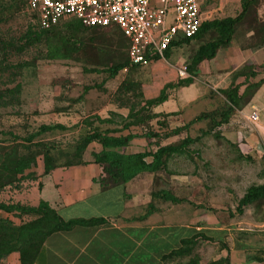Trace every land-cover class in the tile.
Instances as JSON below:
<instances>
[{
    "label": "rangeland",
    "instance_id": "rangeland-1",
    "mask_svg": "<svg viewBox=\"0 0 264 264\" xmlns=\"http://www.w3.org/2000/svg\"><path fill=\"white\" fill-rule=\"evenodd\" d=\"M241 1L213 0L211 3H204L201 10L202 20L234 18L241 11ZM262 21L264 0H252V4L236 24L229 45L219 48L214 59L192 64L196 48L214 36L210 33L187 44L172 47L167 57L154 58L145 68H131L127 65L125 70L119 71L112 78L107 69L114 63L125 60L124 48L120 45L113 47V43L118 44L123 40L116 30L99 29L87 32L73 27L70 29V20L66 19L51 28L47 36L41 35L38 41H18L26 26L30 25L38 32L36 23L23 6V0H16L14 4L9 0H0V39L6 42L13 40L17 43L16 46H26L23 51L13 52L12 55L7 53L9 56L5 60L2 59L4 53L0 50V66L14 67L0 74V88L13 92L9 104L0 108V144L14 142L20 145L27 137L35 136L34 140L52 143L54 147L62 150L60 152H64L58 162H69L74 160L71 156L74 143L84 134L83 130H91L97 125L91 119L92 116L100 118V115H97L100 114L99 111L101 116L105 115V118L111 120V123L100 129H114L117 126L119 128V118L110 116L106 108L115 107L114 92L121 82L125 81L127 86L132 85L125 93L121 92L123 96L128 97L130 105L136 102L139 105L163 92L165 102L149 110V113L156 114V117L144 120L141 126L130 127L129 131L134 133L133 138L136 139L129 150L153 152L157 146L178 143L186 137L198 140L186 146L187 151L181 155L169 157L165 161L164 169L152 174L150 191L157 194L165 192L173 201L165 200L164 197V200L149 199L148 214L158 212V220L163 221L165 217L173 216L188 207L190 201L201 206H210L212 203L216 210L221 206H230L231 210L235 209V213L241 214L247 206L238 211V201L249 188L257 187L259 183L263 186L264 174L251 155L242 154L237 148L243 142L240 130L247 129L237 118V108L228 116L226 123L214 124L219 122L218 113L223 108L224 96L220 92L230 86H240L235 83L240 75L244 77L243 74H256L264 68V64L256 65L252 61L241 63L226 59L227 61L222 62V59L226 58L225 49L235 52L238 49L245 50L248 53L264 50V44H260L263 34L256 30L257 24ZM227 65L228 69H224ZM188 68H191V72H188ZM178 70H183L187 77H179ZM227 72L230 73L226 79ZM209 73L210 76L216 73L215 83L205 77ZM188 78L191 80V86L178 85ZM227 82L228 86L221 89ZM202 115L205 116L204 119L192 121ZM86 121L93 125L86 127ZM57 125L65 129L59 130L55 127ZM41 126L50 129L41 133ZM175 128H180L177 135L165 140L160 137L158 140H151L150 146L146 145L147 140L141 139L144 131L157 130L159 136H162L164 132L168 133ZM232 132L233 138L230 137ZM96 146L98 148V145ZM146 160L149 161V158ZM41 167V156H38L34 160V166L30 171L24 172L20 181L0 191V204L7 209L14 208L8 212L0 210V220L17 227L36 218L32 213H20L15 208L28 210L38 206L37 175L41 172ZM103 178L105 175H102ZM134 189L132 183L126 185L125 191L133 193ZM262 200L264 197L257 201ZM133 202L137 208L131 210L141 213L138 207L141 205V195H136ZM142 211L145 214L147 209L144 207ZM218 251L211 244L195 241L191 242L182 254H174L165 262L226 264L217 259L214 261Z\"/></svg>",
    "mask_w": 264,
    "mask_h": 264
},
{
    "label": "crops",
    "instance_id": "crops-1",
    "mask_svg": "<svg viewBox=\"0 0 264 264\" xmlns=\"http://www.w3.org/2000/svg\"><path fill=\"white\" fill-rule=\"evenodd\" d=\"M202 5L204 1L201 2V10ZM238 50L225 49L226 58L222 62L233 59L241 63L252 61L256 65L264 64V50L252 53ZM229 73H226V79ZM214 75L210 76L209 73L205 77L215 83L217 80ZM241 76L235 81L241 86L237 85L238 96L242 95L249 84L258 86L243 98L236 109L239 122L247 128L240 130L243 142L236 147L242 154L251 155L264 174V68L253 76ZM228 84L221 89H225ZM106 109L121 117L127 114L125 109ZM99 113L97 115H100V119H106L105 115L101 116V111ZM251 113L255 115L254 121L248 119ZM115 129H119L118 126ZM129 129L110 133V136H134ZM155 133L159 134L157 130ZM230 137H234L233 132ZM135 139L132 138L118 152L125 155L138 153L129 150ZM96 145L94 142L87 145L81 154L80 163H59L46 175L41 167L37 175L39 186L36 192L38 202H45L64 222H99L74 225L69 230L52 233L43 241L33 264H166L165 257L178 250L182 242L195 241H204L219 250L214 261L217 259L226 264H264V200L245 207L241 214L235 213V209L232 207L231 210L230 206H221L216 210L212 203L210 206H201L190 201L188 207L173 216H164L163 221L158 220V212L142 218V210L151 199L152 174L142 172L126 182L113 183L102 189L97 182L102 176V166L96 164L93 157L101 150ZM147 158L144 161L149 163L151 159L147 161ZM132 183L135 193H127L126 185ZM136 195H141V205L138 206L141 213L131 210L137 208L133 202ZM0 264H19L18 255L11 253L0 260Z\"/></svg>",
    "mask_w": 264,
    "mask_h": 264
},
{
    "label": "trees",
    "instance_id": "trees-1",
    "mask_svg": "<svg viewBox=\"0 0 264 264\" xmlns=\"http://www.w3.org/2000/svg\"><path fill=\"white\" fill-rule=\"evenodd\" d=\"M16 0H9V2L15 3ZM204 3H211L213 0H203ZM252 4V0H242L240 3L241 11L234 18H225L222 20H205L203 21L196 34L191 39H183L178 38L174 42L170 44L167 50L164 52V57H167L169 50L172 47L187 44L191 40H197L203 37L205 34L212 33L214 36L209 38L208 41H203L200 44L193 56H192V64L196 65L203 60H211L216 51L219 48L226 47L229 45L231 41V37L234 32V28L236 24L241 19L243 13L246 9ZM23 0V6H24ZM34 20V18H33ZM70 20V29L77 28L81 31H98L99 29H108L109 31L116 30L119 34L120 32L112 27L107 28H99V27H85L81 25L78 21L73 19ZM35 21V20H34ZM36 23V22H35ZM38 28V32L34 31V29L29 25L23 28V34L20 36L18 41L24 40V42L28 41H38L41 35H48L50 29L41 30ZM56 26V25H55ZM260 34H263V37L260 38V44H264V21L259 22L257 24L256 29ZM122 41L118 44L113 43V47L120 45L125 50V60L118 61L111 65L107 70L110 72V77H114L117 73L126 68L127 64V42L120 34ZM16 42L13 40H9V42L2 41L0 39V50L4 53L2 59H6L9 54L13 52L23 51L25 49V45L23 44L16 46ZM6 55V56H5ZM8 66H0V74L4 71L10 70ZM136 68V67H131ZM188 72H191V68H188ZM249 76H253L252 73ZM191 80L185 79L181 81L178 85H189ZM128 84V83H127ZM126 82H121L120 86L115 90L113 105L118 109H125L127 114L125 117H121L114 113L109 112L110 116H116L119 118V129H107L102 128V126H106L109 122L111 123L110 118L100 119L96 116H92L91 120H94L98 125L91 130H83L84 134L79 137V139L74 143V147L72 150V159L69 162H65L67 165L73 162L80 163V157L87 145L94 142L97 143L101 150L99 153L94 154V161L100 167L102 166V175H105V178L102 179V176L97 179L100 187L102 189L108 187L109 185L116 182H126L129 179L135 177L137 174L146 172L150 174H154L160 171L162 168L164 169L165 161L173 156V155H181L183 152H186V146L192 144L194 141L198 140L195 138H184L180 140L178 143H170L164 146H157L153 152H149V150H143L142 152L134 153V154H121L118 150L124 147L132 138L133 135L127 136H110V133H114L117 131H122L124 129H128L131 126H141L144 123V120H150L156 117V114H150L149 110L152 107L157 106L165 101V96L162 93L154 99L145 100L141 102L139 105L136 102L133 105H130V101H128L127 96H123L126 91H128L129 87ZM258 86V84L248 85L245 87L242 95L238 96V90L236 86H230L228 89L221 91L220 93L224 96V102L222 103L223 108L218 113L219 122L214 125H221L227 122L228 116L233 112L234 109L239 108V104L243 101V98L248 94H251V91ZM123 91V93H121ZM13 92L7 88H0V108L6 107L9 104V99H11V95ZM138 105V108L135 109V106ZM148 112L143 115V113ZM171 115V114H166ZM204 119L205 116H197L192 121H200L199 119ZM86 127L92 126L93 124L89 123V121L84 122ZM102 125V126H99ZM59 130H64L63 126L57 125L55 126ZM187 126H184L186 128ZM50 128L47 126H41L39 132L44 133L46 130ZM180 128H175L170 130L168 133L164 132L162 136L153 132V131H144L141 134L142 139L147 140L148 146H150L151 140H158L160 138H168L171 136H175L179 133ZM39 135V134H38ZM35 136H29L24 139L20 145L14 144V142H9L7 144H0V191L3 190L6 186H11L16 184L23 177L25 171H30V169L34 166V160L36 157L41 156L42 160V172L46 175L50 170L58 166L59 158L64 155V152L61 149H58L53 146L52 143H44L40 140H34ZM60 152V153H58ZM149 157L151 160L149 163L144 161L145 158ZM64 163V162H62ZM61 163V164H62ZM27 176L31 177L27 174ZM164 193V194H163ZM150 193L151 199L159 198L164 200V198L170 199L173 201L172 197H169L167 193L163 192ZM264 197V186H257L249 188L243 197L238 201L236 209L239 211L242 207L248 206L256 202L257 200ZM150 203L147 204L146 208L147 212L142 215V218L147 216L149 213L148 208ZM12 207H4L0 204V210L5 212L12 211ZM20 213L28 212V214L35 215V219L31 222L22 223L20 226H12L8 222L0 220V260L6 258L11 253H16L18 255V263L19 264H33L36 260L39 250L42 246L43 241L46 237L51 235L52 233H56L59 231L69 230L74 225H87L90 223L99 222V220H70L67 222L62 221L58 215L52 210L45 202L39 201L38 206L36 208H29L26 210L25 208H15ZM11 225V226H10ZM191 242H182V246L168 254L165 259L171 257L172 255H179L183 253V250L190 244Z\"/></svg>",
    "mask_w": 264,
    "mask_h": 264
},
{
    "label": "built area",
    "instance_id": "built-area-1",
    "mask_svg": "<svg viewBox=\"0 0 264 264\" xmlns=\"http://www.w3.org/2000/svg\"><path fill=\"white\" fill-rule=\"evenodd\" d=\"M203 0H24L41 30L73 19L85 27H112L127 42L129 67L145 68L178 38L191 39L202 20ZM178 76L186 78L183 70ZM250 121L255 115L251 113Z\"/></svg>",
    "mask_w": 264,
    "mask_h": 264
}]
</instances>
